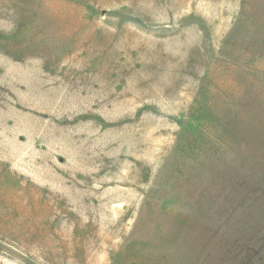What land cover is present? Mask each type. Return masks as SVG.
Here are the masks:
<instances>
[{
	"label": "rangeland",
	"instance_id": "rangeland-1",
	"mask_svg": "<svg viewBox=\"0 0 264 264\" xmlns=\"http://www.w3.org/2000/svg\"><path fill=\"white\" fill-rule=\"evenodd\" d=\"M0 264H264V0H0Z\"/></svg>",
	"mask_w": 264,
	"mask_h": 264
}]
</instances>
